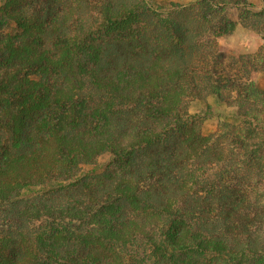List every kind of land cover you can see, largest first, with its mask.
I'll list each match as a JSON object with an SVG mask.
<instances>
[{
	"label": "trees",
	"instance_id": "trees-1",
	"mask_svg": "<svg viewBox=\"0 0 264 264\" xmlns=\"http://www.w3.org/2000/svg\"><path fill=\"white\" fill-rule=\"evenodd\" d=\"M261 2L0 0V264H264Z\"/></svg>",
	"mask_w": 264,
	"mask_h": 264
},
{
	"label": "rangeland",
	"instance_id": "rangeland-1",
	"mask_svg": "<svg viewBox=\"0 0 264 264\" xmlns=\"http://www.w3.org/2000/svg\"><path fill=\"white\" fill-rule=\"evenodd\" d=\"M94 2H97L98 0H92ZM150 2L154 3L155 7H158L160 9V5L162 6V4H164L165 6L163 7H169L168 1L169 0H148ZM174 1H178L181 3H188L191 0H174ZM250 2H252L255 6L254 9H260L262 7V2L261 0H249ZM162 9V8H161ZM227 14V12L225 13V15ZM231 17L233 20H236V10H232L229 9L228 10V17ZM217 43H218V53H224L226 54V57H224V64H229L231 61V58H239L245 55H250V54H257L261 53L264 54V41L259 37L258 33L250 30L248 28H245L244 26H242L241 24H239L236 27V30L234 31V33L230 34V35H222L220 37L217 38ZM229 62V63H227ZM261 64V63H260ZM255 83L260 87V88H264V72L263 71H259L257 73L256 79H255ZM205 105L204 104H193L192 106H190V108L188 107V110L191 113H195V112H200V109L203 108ZM209 106L213 107L214 112L216 113V116L213 119H206L204 121H202L201 123V129L202 132H208V131H215V132H220L218 130L221 129H225L226 127H223L222 125V121L224 119V115L228 114L227 112L224 115H221L220 112L222 110L221 106L214 102V100H212L211 98L209 99ZM228 107V106H227ZM232 108H228V110H231ZM221 122V123H220ZM228 125V123H227ZM224 161V160H223ZM112 161H109L107 159L103 160V166H109L110 163ZM241 170L237 171V172H231L228 169V166L225 165V167L223 169H221V172L219 174V178L218 181H222L224 182V184H233L236 187L238 186L241 191H250L251 195L253 193V187L258 185L259 188V184L260 181L257 179H248L249 180V184L245 185L242 184V182L240 181L241 176L244 175V171L247 170H242L244 167H246L245 164L241 165ZM248 167V166H247ZM218 168V166H217ZM216 168V169H217ZM208 171V169H207ZM207 171L205 173H207ZM245 178L249 177V174L245 173ZM223 179V180H222ZM264 193V189L260 190L257 193V197L259 199H261L260 202L264 201V197H262ZM1 212V211H0ZM7 219H12V218H7ZM2 220H3V213H0V227L2 224ZM9 222L14 223V221L10 220ZM22 234H25L28 230L31 229V227L33 226L34 223H30V222H26L25 220L22 221ZM6 223L4 224L3 229H6ZM17 229V228H15ZM17 243H20L21 241L16 240Z\"/></svg>",
	"mask_w": 264,
	"mask_h": 264
}]
</instances>
